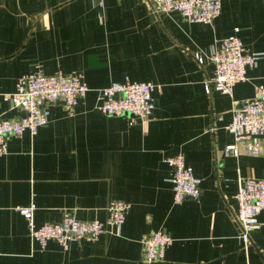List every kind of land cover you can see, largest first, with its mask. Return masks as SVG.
I'll use <instances>...</instances> for the list:
<instances>
[{"label":"crops","instance_id":"0c3cea01","mask_svg":"<svg viewBox=\"0 0 264 264\" xmlns=\"http://www.w3.org/2000/svg\"><path fill=\"white\" fill-rule=\"evenodd\" d=\"M235 32L261 56L233 95L207 93L215 73L209 57ZM38 66L82 72L90 89L73 109L63 98L49 103L48 123L11 136L0 155V264H264V209L249 243L235 216L240 178H264V144L260 154H224L234 142L235 100L264 84V0H222L212 22L156 11L149 0H0L4 117L25 113L11 93ZM126 76L160 85L149 117L97 107L98 88ZM178 152L201 178L198 199L174 201L166 157ZM115 199L130 204L125 222L68 248L34 241L19 209L35 202L38 225L66 213L104 219ZM159 228L174 241L163 259L147 262L142 238Z\"/></svg>","mask_w":264,"mask_h":264},{"label":"built area","instance_id":"2783aa9c","mask_svg":"<svg viewBox=\"0 0 264 264\" xmlns=\"http://www.w3.org/2000/svg\"><path fill=\"white\" fill-rule=\"evenodd\" d=\"M156 11L178 10L190 21L212 22L222 12V0H149ZM239 27L236 28V31ZM200 63L205 55L197 52ZM261 53L247 51L243 39L235 32L221 39L211 53L215 63V73L205 80V89H220L230 95L234 85L247 79V69L253 66ZM152 80H133L129 76L123 81L114 80L109 85L98 88L97 107L110 115L132 114L141 118L149 117L155 107V90L159 87ZM90 86L82 72L66 73L63 70L46 72L42 67L24 73L18 79L16 89L11 93L14 107L25 111L19 117H4L0 113V155L9 151L8 140L20 136L25 130L36 134L49 121V103L63 98L73 109ZM236 106L229 128L234 142L229 143L225 155L246 151L260 154L264 137V84L258 85L255 94L242 100H235ZM171 165L174 201L186 197L198 199L201 195V178L195 174L186 161L185 154L178 152L166 157ZM238 209L236 219L241 226L239 237L250 242L251 232L259 226L258 214L264 209V178L258 176L241 177L236 192ZM130 204L124 199H115L108 205L104 219H80L66 213L58 222L38 225L35 220L37 205L32 202L20 206V211L28 219L30 235L42 247L50 239L57 240L64 248L83 238L97 239L111 231V227L121 226L127 217ZM174 241L173 235L163 229L153 230L142 238L144 258L147 262L163 259L168 247Z\"/></svg>","mask_w":264,"mask_h":264}]
</instances>
